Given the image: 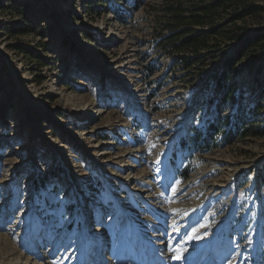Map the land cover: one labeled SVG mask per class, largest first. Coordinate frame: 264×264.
Returning a JSON list of instances; mask_svg holds the SVG:
<instances>
[{
	"label": "rangeland",
	"instance_id": "374dc122",
	"mask_svg": "<svg viewBox=\"0 0 264 264\" xmlns=\"http://www.w3.org/2000/svg\"><path fill=\"white\" fill-rule=\"evenodd\" d=\"M182 1L0 0V264H264V136L193 141L219 114L264 127V68L222 104L237 44L186 68Z\"/></svg>",
	"mask_w": 264,
	"mask_h": 264
},
{
	"label": "trees",
	"instance_id": "16d2710c",
	"mask_svg": "<svg viewBox=\"0 0 264 264\" xmlns=\"http://www.w3.org/2000/svg\"><path fill=\"white\" fill-rule=\"evenodd\" d=\"M186 2L188 5L182 1L166 6L173 19V23L168 27L166 42L178 53H187V56L180 58V61L188 69L199 61H204L205 52L207 54L217 53L221 39L226 40V46L236 43L234 55L225 57L223 64H219L210 75L209 82L215 81V96L220 98L222 104L229 102L237 104V85L231 81V78L245 71L255 72L259 83L264 68V31L250 32V23L248 25V20H246L262 17L264 0H186ZM223 12L230 14V23L241 21L242 24L234 25L227 33L218 30L214 23ZM32 31V27H28L21 33L26 35ZM220 32L223 33L220 34L221 37L218 36ZM211 38L216 39L217 42L211 44ZM20 51L22 54L26 53L25 50ZM6 67V64L0 61V70H5ZM261 89L264 91L263 84ZM219 115L210 124H205L203 129L195 131L193 141L200 145V148H211L212 141L217 135L224 133L225 127H227L226 137L230 140L239 133H241V138L264 136V127L249 124L250 118L240 113L235 117L225 118Z\"/></svg>",
	"mask_w": 264,
	"mask_h": 264
},
{
	"label": "bare ground",
	"instance_id": "6f19581e",
	"mask_svg": "<svg viewBox=\"0 0 264 264\" xmlns=\"http://www.w3.org/2000/svg\"><path fill=\"white\" fill-rule=\"evenodd\" d=\"M8 72V74H9V77H12V75H13V73H16V71L14 70V71H11V70H8L7 71ZM10 73H11V75H10ZM17 75V74H16ZM22 74H20V76H21ZM18 77H19V75H17ZM13 78H14V76H13Z\"/></svg>",
	"mask_w": 264,
	"mask_h": 264
},
{
	"label": "snow or ice",
	"instance_id": "6c2138e0",
	"mask_svg": "<svg viewBox=\"0 0 264 264\" xmlns=\"http://www.w3.org/2000/svg\"><path fill=\"white\" fill-rule=\"evenodd\" d=\"M177 259H179V257H177Z\"/></svg>",
	"mask_w": 264,
	"mask_h": 264
},
{
	"label": "water",
	"instance_id": "95a60500",
	"mask_svg": "<svg viewBox=\"0 0 264 264\" xmlns=\"http://www.w3.org/2000/svg\"><path fill=\"white\" fill-rule=\"evenodd\" d=\"M7 68V67H6Z\"/></svg>",
	"mask_w": 264,
	"mask_h": 264
}]
</instances>
